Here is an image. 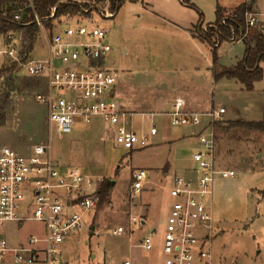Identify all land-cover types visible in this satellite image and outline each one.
<instances>
[{
	"label": "rangeland",
	"instance_id": "374dc122",
	"mask_svg": "<svg viewBox=\"0 0 264 264\" xmlns=\"http://www.w3.org/2000/svg\"><path fill=\"white\" fill-rule=\"evenodd\" d=\"M77 4L94 15L111 8L108 0H62ZM143 0L127 3L113 19L98 18L100 27L108 30L112 46L109 67L119 80L118 99L133 113H155L153 120L133 119L138 133L148 134L155 125L158 135L150 138L151 146L130 154L114 146L106 127L95 121L90 127L79 126L74 134L61 136L51 130L46 108L36 101L40 91L35 85L22 89L23 81L16 73L3 76V91L13 92L4 118L0 121V151L10 146L23 151L36 145L50 146V156L60 166H78L93 177L103 180L108 198L86 216L89 229L69 244L81 261L120 264L130 259L133 264H162L163 238L167 220L175 200L174 177L187 178L196 168L194 155L200 149L192 138L198 129L174 128L167 113L180 98L187 111L209 113L221 107L227 114L220 122H260L264 116V79L248 92L236 81L226 79L216 83L213 78V54L208 44L199 40L215 25L217 8L225 10L222 23L244 0ZM254 9L264 14V0H254ZM203 17V22L198 23ZM67 16L54 23V36L79 18ZM64 19V20H63ZM59 23H62L60 26ZM40 29V28H39ZM50 29L44 24L39 30L30 60L48 57L47 39ZM22 32L0 35V52L20 56ZM244 43L224 42L219 49L218 72L235 67L244 58ZM25 52V50H24ZM12 57L4 56L1 70ZM264 70V61L261 63ZM27 76V71L22 72ZM13 80L14 83L9 82ZM12 83V84H11ZM208 119H205L207 122ZM237 132L227 139L220 136L218 155L225 169L234 170L237 177L218 178L212 207L217 221V236L212 243L214 264H264V134ZM239 132V133H238ZM171 166L166 177L164 171ZM144 169L148 177L143 193L131 199L134 174ZM101 199V196H100ZM132 217L146 222L144 228L131 226ZM117 227L132 230L123 237H114ZM41 226L27 224L19 237L41 234ZM146 236L154 241V250L145 252L138 245Z\"/></svg>",
	"mask_w": 264,
	"mask_h": 264
},
{
	"label": "built area",
	"instance_id": "2783aa9c",
	"mask_svg": "<svg viewBox=\"0 0 264 264\" xmlns=\"http://www.w3.org/2000/svg\"><path fill=\"white\" fill-rule=\"evenodd\" d=\"M32 1L29 0L30 8ZM60 4L67 3L61 0L57 7ZM242 4L252 9L245 13L246 32L233 40L237 43H244L251 30L264 36V14L254 9V0H244ZM57 7L50 18L55 17ZM94 13L91 16L90 10L81 8L77 25L66 27L58 36L50 32L47 59L31 61V52H24L23 46L18 57L0 52V63L8 55L12 61L4 68L13 66L19 80L37 81L40 91L35 99L46 108L49 127L57 134L71 135L79 126L90 127L100 121L115 147L129 153L145 150L151 146L150 138L158 135V129L152 125L148 134L138 133L133 119L138 116L153 120L159 114L133 113L123 107L118 99V76L109 67V32L98 24V18L113 19L117 13L112 8ZM22 17L18 13L14 19L20 22ZM36 22L42 30L44 23L37 15ZM23 71H27V76H22ZM185 107L186 102L178 98L167 116L174 128L198 129L191 137L197 139L200 149L194 155L196 168L192 175L176 176L173 181L171 195L175 203L163 238L162 264H214L212 243L218 225L211 202L215 184L218 178L237 177L234 170L221 166L218 155L215 123L227 110L221 107L196 113ZM49 151L47 145L23 151L6 146L0 151V264H117L96 262V256L84 262L70 249L75 237L89 229L86 216L98 208L103 180L78 166L57 165ZM147 177L144 169L134 174L131 199L143 193ZM142 221L132 217L130 225L144 228L146 223L143 225ZM27 224L41 226V234L19 237ZM128 233L133 234L130 229L117 227L112 235L123 237ZM137 247L153 251V238L146 236ZM120 264L133 262L128 259Z\"/></svg>",
	"mask_w": 264,
	"mask_h": 264
},
{
	"label": "trees",
	"instance_id": "16d2710c",
	"mask_svg": "<svg viewBox=\"0 0 264 264\" xmlns=\"http://www.w3.org/2000/svg\"><path fill=\"white\" fill-rule=\"evenodd\" d=\"M61 0H33V8H30L29 0H0V35L5 37L9 36L13 32H22V40L25 44L24 50L30 53L35 45L36 38L39 34V27L36 22V15L43 21V23L50 29L51 35L56 28L54 23L60 21L63 17L76 16L81 13V9L77 4H60ZM139 3L143 0H109L110 6L117 14L127 3ZM188 6L189 2H184ZM56 9L55 17L50 18L53 13V9ZM252 9L246 4H241L234 9L233 14L226 23H222L225 18V10L221 7L217 8L216 12V28L210 29L203 35H199V40L206 43L211 48L213 54V78L216 83L221 80L236 81L239 82L246 91L253 92L255 85L260 83L264 79V70L261 67V63L264 61V36L257 30H251L248 38L244 41L246 45V51L244 58L235 67L227 69L221 73L218 72L219 66V49L224 42L233 41L239 39L247 30L245 22L246 11ZM21 13L22 20L20 22L15 21L16 14ZM203 15L198 23L200 26L203 22ZM59 23V22H58ZM14 73V67L3 68L0 73V121L4 118L6 108L9 105V98L12 89L9 92H4L3 76ZM9 82L14 83L11 79ZM11 83V84H12ZM35 85L33 81L26 80L21 84V88L28 89ZM215 130L218 135V142H220V136L225 138L229 137L237 132L236 130H242L246 132H256L264 134V116L260 122H247V121H235V122H217L215 123ZM239 133V132H238ZM130 154L133 155V152ZM101 199L99 204L108 198V192L105 188L100 190ZM98 204V207H99Z\"/></svg>",
	"mask_w": 264,
	"mask_h": 264
},
{
	"label": "crops",
	"instance_id": "0c3cea01",
	"mask_svg": "<svg viewBox=\"0 0 264 264\" xmlns=\"http://www.w3.org/2000/svg\"><path fill=\"white\" fill-rule=\"evenodd\" d=\"M182 2L184 3V1L182 0ZM237 8V7H236ZM224 10H227V9H224ZM234 10V9H233ZM228 11V10H227ZM215 23H213V24H210L209 26H213ZM231 42H233V41H231ZM234 43V42H233ZM235 43H237V42H235ZM118 88H119V86H118ZM187 103H186V107H185V109L187 108ZM46 114H47V112H46ZM171 170V166L169 167V169H167V170H165L164 171V175L167 177L169 174H170V171ZM175 178V177H174ZM94 258V257H93Z\"/></svg>",
	"mask_w": 264,
	"mask_h": 264
},
{
	"label": "water",
	"instance_id": "95a60500",
	"mask_svg": "<svg viewBox=\"0 0 264 264\" xmlns=\"http://www.w3.org/2000/svg\"><path fill=\"white\" fill-rule=\"evenodd\" d=\"M145 223H146V222L143 220V221H142V224L145 225Z\"/></svg>",
	"mask_w": 264,
	"mask_h": 264
}]
</instances>
